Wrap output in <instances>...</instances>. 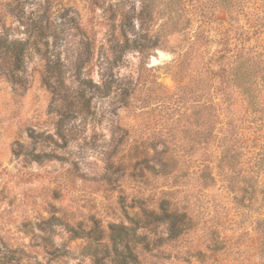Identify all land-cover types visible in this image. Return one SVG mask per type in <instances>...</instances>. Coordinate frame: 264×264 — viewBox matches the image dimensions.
Masks as SVG:
<instances>
[{"label": "rangeland", "instance_id": "1", "mask_svg": "<svg viewBox=\"0 0 264 264\" xmlns=\"http://www.w3.org/2000/svg\"><path fill=\"white\" fill-rule=\"evenodd\" d=\"M16 1L19 13L0 0V264L10 258L21 264H91L85 247L96 244L73 229L78 224L84 230L91 228V219L102 229L110 222L128 224L123 202L133 217L143 214L154 195L196 191L180 176L202 165L201 155L182 158L176 179L163 178L142 171L144 159L159 168L158 155H141L142 148L152 140L161 148L187 137L180 133L184 126L172 128L173 119L186 112L173 114L169 102L172 94L177 97L173 66L190 39L201 38L188 55L180 85L211 93L219 103L224 96L205 68L215 51H231H223L227 55L215 70L230 69L233 55L240 61L253 58L238 54L243 46L261 54L264 64V0ZM12 42L24 47L15 74L10 72ZM256 82V109L237 90L232 101L238 131L254 153L248 156L260 161L251 160L245 170L256 172L263 186L264 155L256 154L264 149V91ZM191 103L182 105L186 117ZM217 112L220 132L231 114ZM119 140L128 146L110 155ZM132 145L140 146L138 155ZM210 167L216 182L205 192L223 215L237 221L221 226L215 239H225L237 253L219 256L200 233L167 248L164 256L146 254L138 264H264L263 230L257 233L254 224L264 219L261 195L238 208L227 190L236 174L217 159ZM136 171L141 177L134 179ZM197 250L207 257L196 258Z\"/></svg>", "mask_w": 264, "mask_h": 264}, {"label": "trees", "instance_id": "2", "mask_svg": "<svg viewBox=\"0 0 264 264\" xmlns=\"http://www.w3.org/2000/svg\"><path fill=\"white\" fill-rule=\"evenodd\" d=\"M8 2V6L12 5L16 12H20L16 0H8ZM121 35L122 38H125L123 32ZM200 39L199 36L195 40L190 39L188 50L175 61L173 66V75L178 87L177 97L172 94V101L169 102L170 111L173 110V114H176L182 108L186 113L175 120L173 119L172 128L177 131L181 125L184 126L185 128L183 127L184 129L180 133L187 137L161 145V148L159 141L145 142L147 146L144 149L142 148L143 152L141 153V155H158L157 165L159 166V168L151 167L148 164L149 161L144 159L141 163L143 164L142 171H155L158 177H171L172 179H176L179 174H182L180 172L176 173L180 169L182 158L192 159L194 155H201L202 165L199 163L192 172L184 171V174L180 176V179L187 180L188 185L193 182L196 191L193 193L174 190L154 195L150 198L151 205L141 209L143 214L134 215L133 217L129 216L123 202L122 215L124 216L123 219L128 221V224L110 222L105 229H102L97 220L91 219V222H93L91 228L84 227L85 230L82 228V224H78L73 229L87 234L86 237L90 240L89 244H96V246L85 247L89 252L91 264H132L133 262L138 264L142 256L152 255L154 251L164 256L167 248H178V244L182 240L200 233V237L207 242L209 241L212 250L214 253H218L219 256L227 257L237 253L232 246H227L225 239H222V241L215 239L221 226L225 228L227 222L234 226L237 221L234 222L232 219H228V215L225 213L223 215L220 212V205L205 192L207 187L214 185L216 182V178L210 174V163L213 162V159H217L221 163L225 162V165L236 174L235 177L238 179H235L227 187V190L234 195L233 200L239 206L238 208L246 207V200L257 202V195H261V201L264 203V184H262L263 186L260 185L256 172L250 173V169L245 170L247 164L251 165V160L256 164L260 161L248 156L254 155V153H251L248 147L249 139L240 135L238 131V118L235 117L237 111L233 108L234 103L232 101L233 92L237 90L245 96L247 103L251 106L250 109H256L258 103L253 93L256 81L260 82L261 89L264 91V64L261 61V54H258L254 49H246L243 46L239 49L238 54L246 53L254 56L253 58L248 57L240 61L236 60L237 55H233L234 60L229 67L230 69L218 67L217 70L214 69L213 65H219L220 60H224L225 55L222 54L227 55V53L223 51L228 53H231V51L229 49L223 51L219 49L211 55L208 62L205 63V68L207 73L213 75V81L217 80V91L224 96L222 102L219 103L211 93L204 95L193 90L191 86L180 85L183 83L184 71L190 61H188V55L194 47L199 45ZM209 42L211 40L207 43ZM17 45V42L11 43V74H15L19 70L23 55V44H21L22 48ZM142 52H144V49H142ZM249 72L251 74H248ZM153 77V83L161 87L158 82L159 77L155 74H153ZM210 80H212V77H210ZM105 88L108 89L109 85L105 84ZM198 97L202 100L193 101ZM187 99L191 100V105L194 106L191 107V113L188 117H186L187 108L182 107L188 102ZM220 110L231 114V118L229 116V122L226 124L227 128L217 132V125L221 122L217 111ZM199 121L200 124L198 125ZM213 145H216V149H212ZM126 146L128 145L123 140L115 142L110 155L118 154ZM131 147L133 155H138L140 146L132 145ZM256 155H264V149L263 153ZM246 156L249 159L241 162V158ZM169 169L170 172H167ZM137 173V171L131 173V177H141ZM180 193H183L184 196L179 195ZM191 193L193 194L191 195ZM178 195L180 197H177ZM244 215L245 213L239 210V218L244 217ZM254 224L256 226L255 231L262 235L261 229L264 235V219H258ZM261 245L264 246V242ZM204 252V250H197L195 257L199 260L204 256L207 257ZM217 261L220 263L219 259ZM224 261L222 260V262ZM6 262L7 264H21L18 258H10Z\"/></svg>", "mask_w": 264, "mask_h": 264}]
</instances>
